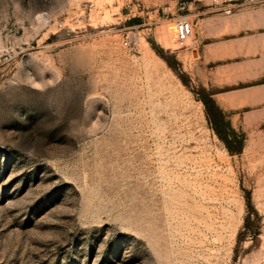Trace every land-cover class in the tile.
<instances>
[{
  "label": "rangeland",
  "instance_id": "obj_1",
  "mask_svg": "<svg viewBox=\"0 0 264 264\" xmlns=\"http://www.w3.org/2000/svg\"><path fill=\"white\" fill-rule=\"evenodd\" d=\"M177 1L0 0V264H264V0Z\"/></svg>",
  "mask_w": 264,
  "mask_h": 264
},
{
  "label": "crops",
  "instance_id": "obj_2",
  "mask_svg": "<svg viewBox=\"0 0 264 264\" xmlns=\"http://www.w3.org/2000/svg\"><path fill=\"white\" fill-rule=\"evenodd\" d=\"M244 18L246 20L242 22L243 26H241L243 29H240L236 36L224 40V42L232 44L234 52L232 56L235 59H239L234 62V65L245 67L246 64H249L252 67L250 73L254 77L249 78L250 80L244 79L243 82L264 83V10ZM235 20H238L236 16L234 19L228 20V22L234 21L236 23L237 21ZM215 21L216 18L211 16L203 22L208 24ZM220 43L221 41H216V44ZM211 44L213 45V43L209 45ZM263 86L264 84H258L254 88L260 89Z\"/></svg>",
  "mask_w": 264,
  "mask_h": 264
},
{
  "label": "built area",
  "instance_id": "obj_3",
  "mask_svg": "<svg viewBox=\"0 0 264 264\" xmlns=\"http://www.w3.org/2000/svg\"><path fill=\"white\" fill-rule=\"evenodd\" d=\"M240 0H211V10L217 13H221L225 16L230 15L235 3ZM241 1H261V0H241ZM190 3L186 0H178L176 7L178 11H189ZM169 9V7H167ZM175 36L178 42L187 41L192 35V23L187 19V15L180 14L175 18ZM130 44L131 42L128 41ZM4 60H7V56H4Z\"/></svg>",
  "mask_w": 264,
  "mask_h": 264
},
{
  "label": "bare ground",
  "instance_id": "obj_4",
  "mask_svg": "<svg viewBox=\"0 0 264 264\" xmlns=\"http://www.w3.org/2000/svg\"><path fill=\"white\" fill-rule=\"evenodd\" d=\"M39 18H42V17H39ZM173 35L175 36L174 29H173L172 25L170 24L164 29L163 36H164V39L166 38L168 40L169 38H172ZM160 39H161V37H160ZM173 40H174V38H173ZM163 41H164V43L166 42L165 40H163ZM172 41H168L166 43H169V42H172Z\"/></svg>",
  "mask_w": 264,
  "mask_h": 264
}]
</instances>
